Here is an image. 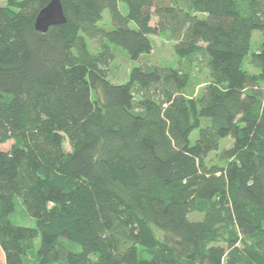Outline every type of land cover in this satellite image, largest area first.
<instances>
[{"label":"trees","instance_id":"1","mask_svg":"<svg viewBox=\"0 0 264 264\" xmlns=\"http://www.w3.org/2000/svg\"><path fill=\"white\" fill-rule=\"evenodd\" d=\"M49 2L0 5V264H264V0H60L41 33ZM149 36L179 66L112 83L111 46L138 60ZM197 56L209 80L187 96Z\"/></svg>","mask_w":264,"mask_h":264},{"label":"rangeland","instance_id":"2","mask_svg":"<svg viewBox=\"0 0 264 264\" xmlns=\"http://www.w3.org/2000/svg\"><path fill=\"white\" fill-rule=\"evenodd\" d=\"M6 0H0V5H4ZM156 23V18L152 16L151 25ZM99 28L110 29L111 24L109 21L108 12L103 13L102 20L97 24ZM152 44V50L149 54L142 55L138 60H131L126 55L125 51L121 48L111 46L114 58L110 63L108 75L109 79L114 84L125 83L128 79L130 70L137 66L153 65L158 67H171L176 68L181 63L174 51V42H169L163 38L157 36H149ZM88 50L95 54L98 52L97 44L94 41L86 39ZM262 42V34L258 31H254L251 35L249 51L245 61V69L249 72H255L252 66L248 63L251 54L256 53ZM182 66L187 68V62L182 61ZM191 82L190 87L185 90L187 96H199L204 85L208 82V72L205 68L204 59L201 56H197L190 64ZM198 137V130H195L190 135V144H194ZM11 143L0 145V150H7ZM230 145L229 139H224L220 142L219 148H227ZM65 151H69L68 143L64 144ZM210 158L217 161L215 154H211ZM190 218L197 220L200 215L193 213ZM11 221L20 226L34 227V221L26 214L24 207L18 202L15 208V212L10 216ZM155 233L159 236L161 232L154 229ZM39 240H36V246H38Z\"/></svg>","mask_w":264,"mask_h":264},{"label":"water","instance_id":"3","mask_svg":"<svg viewBox=\"0 0 264 264\" xmlns=\"http://www.w3.org/2000/svg\"><path fill=\"white\" fill-rule=\"evenodd\" d=\"M66 19L60 0H50L37 14L34 29L45 33L50 27L65 23Z\"/></svg>","mask_w":264,"mask_h":264}]
</instances>
